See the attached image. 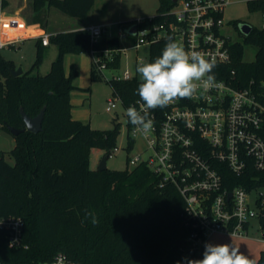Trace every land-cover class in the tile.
<instances>
[{"label": "trees", "instance_id": "1", "mask_svg": "<svg viewBox=\"0 0 264 264\" xmlns=\"http://www.w3.org/2000/svg\"><path fill=\"white\" fill-rule=\"evenodd\" d=\"M27 1L36 14L57 8L72 17L87 18L96 0ZM248 3L252 10L263 7L259 0ZM174 5L173 0H160L159 11L145 17V24L162 23V14ZM10 16L5 15L8 20ZM14 24L11 29L17 27ZM169 40L174 41L171 37L150 46L149 62L162 54ZM49 41L58 46L59 53L45 74L30 70L14 75V60L0 56V130L11 133L8 125L25 127L21 107L30 116L46 107L41 131L13 135L15 146L9 153L14 164L0 152V215H16L24 221V246H9L6 233L0 231V261L36 264L58 253L66 254L75 264H186V260L201 259L206 243L200 253H190L192 227L186 224V201L178 189L162 184L161 176L145 163L133 169L92 168V150H104L109 158L116 147L118 125L95 129L72 116L70 93L78 72L72 69L65 75V54L119 50L120 38L103 36L93 41L87 28H81L53 33ZM38 43L41 56L45 46L41 39ZM248 45L257 49L253 61L245 60ZM233 52V61L222 67L219 76L236 69L240 87L254 79L259 88L264 82V31L254 26L244 41L233 44ZM108 63L110 69H118L121 52H115ZM99 75L93 62L92 79ZM111 81L125 106L140 99L137 89L141 81L137 78ZM131 139L130 148L134 144ZM234 179L235 184H244L242 178ZM93 217L97 224L92 223ZM256 264H264L263 251Z\"/></svg>", "mask_w": 264, "mask_h": 264}, {"label": "built area", "instance_id": "2", "mask_svg": "<svg viewBox=\"0 0 264 264\" xmlns=\"http://www.w3.org/2000/svg\"><path fill=\"white\" fill-rule=\"evenodd\" d=\"M232 1L178 0L162 14L165 17L162 23L147 25L145 17L136 18L120 26L117 35H108L118 36L120 41L135 37L134 45L119 50L91 51L100 72L102 68H110L108 60L115 52L151 46L171 37L185 50L200 51L206 58L215 59L216 86L207 90L200 88L191 98L177 99L167 107L150 110L153 129L147 137L129 122L133 136L139 134L145 141L144 152L130 158L132 166L145 163L161 176L162 184L174 185L186 201V224L192 227L190 253H200L202 245L218 233L247 238L254 219L259 220L263 231L260 241L264 247V222L260 221L264 218V184H261L264 180V82L257 88L252 79L248 86L240 87L236 69L229 75L219 76L222 67L233 61V44L238 42L226 30L225 9ZM259 1L263 7L257 9L262 16L258 28L264 31V0ZM170 16L173 20H169ZM13 19L0 24V51L16 45L23 37L18 33L23 24L18 17H15L18 21ZM12 23H16L15 29H11ZM110 25L113 24H91L86 28L92 40L99 41ZM133 25L137 30L130 33L128 30ZM50 35L45 33L41 37L42 44H50ZM133 78L126 69L111 80ZM116 99L110 97L108 111L115 106ZM130 105L138 110L143 108L140 99ZM234 178H242L244 184H235ZM0 231L6 233L9 246H24L21 217L0 215ZM61 256L66 258L65 264H75L64 253L36 264H57ZM0 264L6 263L0 261Z\"/></svg>", "mask_w": 264, "mask_h": 264}, {"label": "rangeland", "instance_id": "3", "mask_svg": "<svg viewBox=\"0 0 264 264\" xmlns=\"http://www.w3.org/2000/svg\"><path fill=\"white\" fill-rule=\"evenodd\" d=\"M0 0V19L2 12L6 14L19 13L26 19L31 20V16L38 20H47L46 29L53 28L66 29L77 25L82 18L72 17L54 8L49 15L46 11H41L36 16L32 15L33 10L27 0ZM25 5H27L25 7ZM23 10H19L20 7ZM160 0H96V3L88 15L87 22L107 23L110 25L104 36L110 33L118 34L121 22L135 20L153 16L159 11ZM46 10V9H45ZM48 17V18H47ZM47 18V19H45ZM226 30L236 39L239 38L235 21H247L255 27H260L262 23L261 13L252 10L247 0H233L225 9ZM21 31H24L22 27ZM24 33V32H23ZM38 37L31 36L17 44V48H4L1 55L9 60H14L17 68L21 67L24 71L32 70L34 73H47L52 61L58 56L59 49L54 43L45 47L40 56ZM136 43V38H122L121 48L132 46ZM150 46L142 45L139 48H129L127 52H121V64L118 69L102 68L99 77L92 79V64L94 55L92 52L72 53L67 52L64 57V73L69 76L72 69L77 70L78 74L73 78L74 87L70 93L72 103V116L74 119L89 123L95 129H110L118 125L116 147L111 151L108 158V167L111 169L132 168L130 158L144 152L145 141L141 135L133 136L132 128L126 115V106L123 101L115 94L112 86L114 75L122 74L126 69L131 71L132 76L141 81L136 68L141 62H149ZM245 59L253 61L256 58L257 49L255 46H246ZM41 57V59H40ZM40 59V60H39ZM115 97L116 104L111 111L107 110L108 100ZM135 138L133 147L130 148L131 138ZM15 146L13 135L5 130H0V152L5 154L6 159L15 163V159L10 155V150ZM105 151L101 149L92 150L91 166L98 168ZM263 231L260 228L259 220H252L247 238H238L231 235L215 234L211 238L213 244L228 243L239 247L240 252L245 254L252 264H256L264 249L262 241Z\"/></svg>", "mask_w": 264, "mask_h": 264}, {"label": "clouds", "instance_id": "4", "mask_svg": "<svg viewBox=\"0 0 264 264\" xmlns=\"http://www.w3.org/2000/svg\"><path fill=\"white\" fill-rule=\"evenodd\" d=\"M215 66V59L206 58L200 51H187L169 40L159 57L152 62H141L136 68L141 77L137 93L143 108L138 110L130 105L125 110L129 122L147 137L153 129L150 110L167 107L177 99L191 98L200 88L215 87ZM92 223L97 224L98 220L93 217ZM65 261L61 256L57 264ZM186 264H252V261L232 243H206L202 258L186 260Z\"/></svg>", "mask_w": 264, "mask_h": 264}, {"label": "crops", "instance_id": "5", "mask_svg": "<svg viewBox=\"0 0 264 264\" xmlns=\"http://www.w3.org/2000/svg\"><path fill=\"white\" fill-rule=\"evenodd\" d=\"M28 2V1H27ZM95 3H96V1H95ZM95 5V4H94ZM27 5H25V7H26ZM23 6L22 7H20V9L19 10H23ZM54 10V8H47L46 10H44V11H46L45 12V15H49V13L51 12V11H53ZM34 14V15H33ZM5 15H6V13H4V12H2V15H1V19H0V24H2L3 23V21H5L7 18L5 17ZM8 15H11L10 17H18L19 18V21L23 24V28H24V33L22 32V35H23V37H22V39L20 40V41H18L17 43H16V45H14V46H7L8 48H17V44L19 43V42H21V41H24L26 38H28V37H31V36H35V37H38V39L40 40L41 39V37L45 34V33H49V34H53V33H56V32H58V31H66V30H74V29H81V28H86L87 26H89V25H91V24H107L106 22L105 23H94V22H90V23H88L86 20H87V18H82V20L77 24V25H74V26H72V27H68V28H66V29H59V28H53L52 30H47L46 29V27H47V24H49L47 21H48V17L47 18H45V19H47V20H44V21H42V20H38V19H35V18H33L32 16H31V20H28V19H26L25 18V16L24 15H21V14H19V13H15V14H8ZM32 15L33 16H36L37 14L36 13H34V12H32ZM45 47H48L49 45H44ZM6 47V48H7ZM4 49V48H3ZM0 56H2L1 55V51H0Z\"/></svg>", "mask_w": 264, "mask_h": 264}, {"label": "water", "instance_id": "6", "mask_svg": "<svg viewBox=\"0 0 264 264\" xmlns=\"http://www.w3.org/2000/svg\"><path fill=\"white\" fill-rule=\"evenodd\" d=\"M178 0H173L174 3H176ZM240 29L241 31L248 35L252 29H253V25L250 24L249 22H242L241 26H240ZM137 30V27L136 25H133L131 28H129V32L130 33H135ZM13 74L14 75H20L24 72V70L19 67V68H16V69H13L12 70ZM45 110H46V107L44 106L39 114H37L36 116H30L28 115V113L25 112L24 108L21 107L20 108V113L22 115V118L24 119V122H25V127L24 128H17V127H14V126H10L8 125V129H10L9 131L11 132L12 135H18L19 133L23 132V131H31V132H39L42 130V127H43V119H44V115L46 114L45 113ZM108 156H104L98 166V169L100 171H103V170H106L108 169ZM231 196V194H230Z\"/></svg>", "mask_w": 264, "mask_h": 264}, {"label": "flooded vegetation", "instance_id": "7", "mask_svg": "<svg viewBox=\"0 0 264 264\" xmlns=\"http://www.w3.org/2000/svg\"><path fill=\"white\" fill-rule=\"evenodd\" d=\"M242 22H247V21H239L238 24H237V26H236V28H237V32H239V33H238L239 38H236V40H237L238 42H242V41H244V38H245V36H246V34H244V33L241 31V29H240V26H241Z\"/></svg>", "mask_w": 264, "mask_h": 264}]
</instances>
